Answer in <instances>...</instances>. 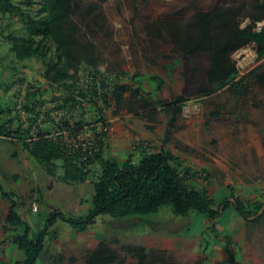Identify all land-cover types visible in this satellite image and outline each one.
Masks as SVG:
<instances>
[{
  "label": "rangeland",
  "instance_id": "rangeland-1",
  "mask_svg": "<svg viewBox=\"0 0 264 264\" xmlns=\"http://www.w3.org/2000/svg\"><path fill=\"white\" fill-rule=\"evenodd\" d=\"M75 1L79 9L73 23L80 43L90 44L91 57L65 86L50 87L42 76L46 65L56 60L52 44L45 43L41 54L23 62L15 59L7 37L25 36L23 23L17 15L0 14V110H9L0 113V125L9 117L12 122L7 132H24L32 124L34 111L45 118L68 98L80 104L69 101L64 108L78 114L88 109L82 120L93 121L98 116L93 103L79 96L86 72L110 81L112 87L138 89L140 94L134 99L128 93L124 95L123 109L117 110L111 99L101 114L107 123L104 157L122 165L127 159L137 160L140 151L151 154L167 150L177 161L173 165L181 172L189 171L186 183L211 198L218 216L211 221L195 214L180 218L163 207L143 218L116 220L99 215L84 232H78L55 216H87L92 185L63 183L60 161L56 162L55 174L49 175L19 139L0 135V184L16 203L15 211L28 226L30 237L43 229L46 233L36 264H68L71 259L73 264H83L99 242H104L124 264L135 260L120 248L123 245L142 246L148 260L157 263L228 264L227 258L232 256L236 264H264V88L248 78L264 59L257 58L253 43L237 49L230 55L237 69V91L229 85L199 97L200 79L185 84L179 52L165 36L151 37L147 33V28L153 31L171 23L183 27L195 14L216 7H232L239 28L258 33L264 21L250 19L255 0ZM13 2L25 14L37 17L41 0H33L31 6L24 0ZM89 5L94 12L82 21L78 13ZM152 77L160 79L163 86L158 87ZM179 96L186 101L169 129V115L162 107ZM140 98L153 103V107L142 108ZM48 126L44 123L42 128ZM90 170L97 175V168ZM235 203L248 207L250 217L237 213ZM257 205L261 206L258 211ZM9 208L10 203L0 197V264L23 259L12 243L14 233L6 222ZM50 216L52 224L48 222Z\"/></svg>",
  "mask_w": 264,
  "mask_h": 264
},
{
  "label": "trees",
  "instance_id": "trees-1",
  "mask_svg": "<svg viewBox=\"0 0 264 264\" xmlns=\"http://www.w3.org/2000/svg\"><path fill=\"white\" fill-rule=\"evenodd\" d=\"M24 3L28 6L34 5L33 0H24ZM78 9L75 0H41L37 17H31L25 14L13 0H0V14L19 16L26 33L23 37H7L11 43L10 50L18 62L41 54L45 43L55 47L56 60L46 65L42 75L50 87L65 86L67 82L75 78L78 67L91 57L90 44L80 43L73 23ZM252 9L254 14L250 15V19L253 22L264 21V1L255 0ZM93 12L94 8L89 5L81 10L78 16L84 21ZM180 26L171 23L154 28L153 31L147 28V33L151 37L165 36L169 44L179 52L185 84H189L196 77L200 79L197 92L199 97L215 94L229 85L237 91L239 86L234 82L237 69L230 60V55L237 49L253 43L257 58L264 59V28L258 33H253L250 29H240L237 15L233 13L232 7H216L208 12L197 13L186 24L184 23L183 27ZM193 62L197 64L194 65ZM248 78L264 88V64L249 72ZM152 80L158 84V87L163 86V82L157 77H152ZM126 93L132 99L140 94L138 89L132 90L126 85H115L109 95L103 97V102L106 104L108 98L113 99L116 109L121 110L124 107ZM79 96L85 97L81 91ZM140 100L144 102L142 108L153 107L150 101L142 98ZM69 101L80 104L75 99L68 98L61 107H67L66 104ZM185 101L182 96H179L171 105L162 107L169 115L167 123L169 129L174 127L175 116L179 114ZM156 104L161 105L159 102ZM93 107L97 115L101 117V110L95 109L94 104ZM1 112H9V110L1 109ZM100 120L104 119L101 117ZM11 122L12 119L8 117L6 123L0 125V135L19 139L28 154L49 175L55 174L56 162L60 161L63 172L60 180L63 183L89 182L92 185L91 207L87 216L76 219L55 216L78 232H84L99 215H106L116 220L143 218L157 214L163 207L169 208L174 217L180 218H189L191 214H195L211 221L218 216L211 198L204 190L196 189L186 183L185 179L188 178L189 171L184 169L181 172L173 165L177 163L176 159L163 148L151 154L144 150L140 151L137 160L132 162L127 159L119 165L117 161L104 157L102 144L93 158L87 162H81L67 157L53 140L41 138V134L36 141L25 143L23 140L30 129L24 132L19 129L7 132L6 127H9ZM92 167L98 169L96 176L91 174ZM0 197L10 203L6 222L14 233L12 243L23 255L22 261L13 264H36L43 252L45 230L30 237L28 226L21 221L15 211L16 203L1 184ZM233 206L241 216L246 219L250 217L251 212L248 207L240 203H235ZM260 207L257 205L256 210L258 211ZM53 220L50 216L49 224H52ZM120 248L135 260L132 264H174L163 260L158 263L149 261L142 246L123 245ZM116 262L124 264V261H118V257L107 248L104 242H99L96 248L86 255L83 264H114ZM227 262L236 264L232 256L227 258ZM68 264H73V260L71 259Z\"/></svg>",
  "mask_w": 264,
  "mask_h": 264
},
{
  "label": "built area",
  "instance_id": "built-area-1",
  "mask_svg": "<svg viewBox=\"0 0 264 264\" xmlns=\"http://www.w3.org/2000/svg\"><path fill=\"white\" fill-rule=\"evenodd\" d=\"M81 80L83 84L81 93L95 105V109H100L103 113L111 100L108 98L106 104L103 102V97L109 95L113 88L111 82L90 72H86ZM87 110L82 109L78 114L77 111L60 107L45 118L38 110L34 111L32 118L29 116L32 124L26 128L30 129L29 134L23 141L29 144L36 141L41 134V138L53 140L67 157L87 162L100 150L107 130V123L100 120L99 116L88 123L82 120ZM20 113L23 115L24 110ZM44 123L49 125L48 129L42 128Z\"/></svg>",
  "mask_w": 264,
  "mask_h": 264
},
{
  "label": "crops",
  "instance_id": "crops-1",
  "mask_svg": "<svg viewBox=\"0 0 264 264\" xmlns=\"http://www.w3.org/2000/svg\"><path fill=\"white\" fill-rule=\"evenodd\" d=\"M107 159V158H106Z\"/></svg>",
  "mask_w": 264,
  "mask_h": 264
}]
</instances>
